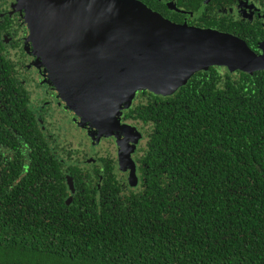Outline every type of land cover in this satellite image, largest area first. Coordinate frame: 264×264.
Returning <instances> with one entry per match:
<instances>
[{
    "label": "trees",
    "instance_id": "obj_1",
    "mask_svg": "<svg viewBox=\"0 0 264 264\" xmlns=\"http://www.w3.org/2000/svg\"><path fill=\"white\" fill-rule=\"evenodd\" d=\"M9 55L0 50V264H264L262 73L255 96H242L243 73L210 75L221 96H200L213 86L202 74L170 95L141 90L125 112L146 126L139 180L129 159L125 186L112 167L100 180L71 164L79 146L57 131L72 125L46 115L47 89L27 90Z\"/></svg>",
    "mask_w": 264,
    "mask_h": 264
},
{
    "label": "water",
    "instance_id": "obj_2",
    "mask_svg": "<svg viewBox=\"0 0 264 264\" xmlns=\"http://www.w3.org/2000/svg\"><path fill=\"white\" fill-rule=\"evenodd\" d=\"M28 7L35 51L60 98L101 132L123 129L117 118L138 91L170 95L214 66L264 70V49L258 55L229 34L175 25L133 1L30 0ZM118 157L124 170L131 165L129 152ZM68 187L73 193L70 179Z\"/></svg>",
    "mask_w": 264,
    "mask_h": 264
},
{
    "label": "flooded vegetation",
    "instance_id": "obj_3",
    "mask_svg": "<svg viewBox=\"0 0 264 264\" xmlns=\"http://www.w3.org/2000/svg\"><path fill=\"white\" fill-rule=\"evenodd\" d=\"M59 1L72 2L76 0ZM129 1L142 4L153 13L175 25H186L188 27L210 29L229 34L243 41L253 53L259 55L263 52L264 0ZM29 4L30 0H0V50H7V54H10L9 56L13 62L22 69L20 78L22 85L26 86L27 90L30 91V85H35L36 83L37 86L47 89L46 93L37 94V96H49L48 101L40 106L41 109L46 111V115L51 118L59 110L61 112L58 115L59 118H62L61 120L66 122V124L72 125V127L65 124L62 126L66 130L73 129L80 133L78 135L79 141L77 142V146H79L77 156L72 157L71 162L73 163L71 164L77 168L81 175L86 173L93 174L100 180L107 174V169L112 167V173L117 176L116 179L125 181L124 185L126 186L130 172L129 170H120V159L118 156L120 152L125 151L127 153L130 150V159L134 162L135 174L139 180L137 160L142 155L143 139L146 135L143 129H146V126L131 118H126L125 112L138 101L137 96H140L142 91H138L135 94L136 99L134 98L131 101L127 109L124 108L120 111L117 125L121 126L122 130L109 129L111 133L108 130V132H101L88 121H83L82 127H79L81 118L65 107L66 103L59 98L60 95L54 88L49 84V87L44 86L49 74L35 51L36 48L31 37L29 24L31 18ZM209 69L212 70V73ZM227 73H229L228 75L233 82L240 73L249 76L247 89L251 90V92L244 93L242 96H255L253 92L255 76L258 73H262L264 78V70L244 73L237 70L229 71L225 67H210L206 71L195 73L202 74L200 79H202L203 75L207 77L206 80H202V85H207L209 81H211L209 86L213 84L209 88L210 92L203 93L200 96H221V93L217 92L222 85L221 82L214 80L210 75L219 74L223 76ZM215 85L216 88L214 89ZM37 121L42 125L40 118ZM44 128V126L41 127L43 132H45ZM48 137H51V135ZM60 161L62 162V160ZM125 168L129 169L128 166Z\"/></svg>",
    "mask_w": 264,
    "mask_h": 264
},
{
    "label": "rangeland",
    "instance_id": "obj_4",
    "mask_svg": "<svg viewBox=\"0 0 264 264\" xmlns=\"http://www.w3.org/2000/svg\"><path fill=\"white\" fill-rule=\"evenodd\" d=\"M60 127L58 128L57 131V136L59 138V142L63 145H65L66 143H70L72 144L74 147H78L77 146V142L79 141V133H77L75 130L71 129V130H66L63 126L62 123H60Z\"/></svg>",
    "mask_w": 264,
    "mask_h": 264
}]
</instances>
